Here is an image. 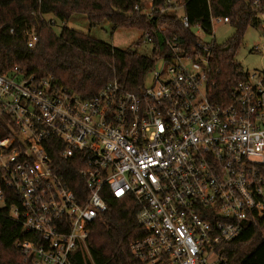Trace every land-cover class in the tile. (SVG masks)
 Wrapping results in <instances>:
<instances>
[{
  "label": "built area",
  "instance_id": "obj_1",
  "mask_svg": "<svg viewBox=\"0 0 264 264\" xmlns=\"http://www.w3.org/2000/svg\"><path fill=\"white\" fill-rule=\"evenodd\" d=\"M184 6L139 0L134 8L147 17L171 11L190 28ZM193 28L191 50L165 37L164 65L156 61L138 91L113 80L84 99L52 74L0 72V115L11 122L0 138V208L30 233L16 242L29 264H75L79 250L97 264L87 239L110 198L137 205L142 235L130 250L142 264H228L222 245L264 216V73H247L231 102L215 103L216 42H204L202 24ZM27 35L34 47L36 32Z\"/></svg>",
  "mask_w": 264,
  "mask_h": 264
},
{
  "label": "trees",
  "instance_id": "obj_2",
  "mask_svg": "<svg viewBox=\"0 0 264 264\" xmlns=\"http://www.w3.org/2000/svg\"><path fill=\"white\" fill-rule=\"evenodd\" d=\"M138 1L0 0V72L17 66L27 74H52L61 85L84 99L93 97L113 80L128 90L138 91L144 87L157 59L166 52V36L177 35L191 50L197 39L195 24H202L211 33L213 17H228L234 34L225 44L213 48L208 65V94L217 104L231 102L237 84L247 76L236 64L235 55L247 28L260 24L264 0H185L184 13L190 28H185L171 11L155 12L151 17L140 15L134 8ZM156 5H164V0H156ZM74 14L85 15L91 26L108 20L118 28L150 31L152 55L116 48L66 26L57 34L54 18L66 22ZM30 30L38 37L34 47L28 45ZM8 120L0 115V138L10 133ZM66 177L75 182L79 178L77 167H72ZM70 187L77 194L85 192L84 186L73 183ZM136 211L133 198L108 199L107 212L96 218L87 239L90 258L97 264H142L130 250L131 241L142 235ZM29 237L30 233L9 217L8 209L0 208V264H29L16 246L18 240ZM222 246L228 264H264V216L245 222L240 235ZM75 259V264H85L82 251L75 253Z\"/></svg>",
  "mask_w": 264,
  "mask_h": 264
},
{
  "label": "rangeland",
  "instance_id": "obj_3",
  "mask_svg": "<svg viewBox=\"0 0 264 264\" xmlns=\"http://www.w3.org/2000/svg\"><path fill=\"white\" fill-rule=\"evenodd\" d=\"M54 31L59 34L64 26L75 31L88 34L92 38L108 43L119 49H131L140 55L151 56L153 45L144 41L142 30L137 28L115 27L110 21L91 26L87 17L83 14H74L71 18L62 22L55 19ZM260 24L255 27H248L245 31L242 45L235 55V62L245 72L264 73V13L260 15ZM197 31V28H193ZM234 34V27L229 23L213 21L211 34L203 33L204 42L215 40L217 45L225 44ZM157 66H163L164 61L157 59ZM151 77L146 79L150 83Z\"/></svg>",
  "mask_w": 264,
  "mask_h": 264
}]
</instances>
